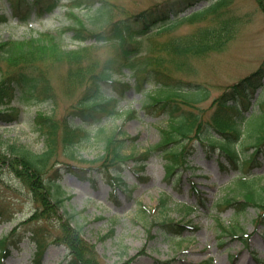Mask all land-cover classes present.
Instances as JSON below:
<instances>
[{
	"label": "trees",
	"instance_id": "trees-1",
	"mask_svg": "<svg viewBox=\"0 0 264 264\" xmlns=\"http://www.w3.org/2000/svg\"><path fill=\"white\" fill-rule=\"evenodd\" d=\"M60 1L10 0L12 16L25 24L35 14L44 17L53 13ZM203 1L207 2L205 6L188 12ZM234 2L177 0L162 8L143 11L137 9L135 0H71L65 5L72 19L71 27L25 41L0 42V72H5V66L9 71L0 83V105L14 101L19 106L50 101L54 104L52 114L39 113L34 120L47 151L41 156L26 153L7 157L0 153V166L8 165L33 191L34 201L39 206L34 218L58 215L57 210L64 203L60 186L48 183L42 176L52 156L62 153L69 161L75 160L81 166L100 164L106 167L135 159L134 155L123 153L128 142L122 128H118L114 136L106 135L102 140L104 153L96 160L79 159L75 148L92 145L96 132L105 133L103 126L109 120L124 116L126 120L134 118L135 111L123 110L122 103L131 90L136 93L148 91L147 84L151 87L150 103L144 109L159 112V115L167 113L170 120L167 129H162L161 144L152 147L141 158H147L152 152L162 153L169 176L174 175L180 158L182 162L187 160L188 145L196 138L208 149H220L234 171L241 170L249 176L252 167L262 165L264 68L229 87L208 106L204 104L211 98L210 91L197 80V68L203 60L212 54L229 51L240 26L247 22L239 16V9L233 10ZM257 2L264 10V0ZM133 5L135 7L129 11ZM83 9L95 10L92 14L97 23L95 29L89 27L80 13ZM8 20V16H0V24ZM185 27H190L189 31H185ZM69 31L73 32L74 40L82 44L78 49L68 51L62 46L64 35ZM89 41H92L91 45H86ZM175 74H181V78ZM127 76L135 79V85L126 80ZM191 77L194 82L185 81ZM260 87L262 91L257 96L256 90ZM19 106L14 115L21 112ZM61 108L65 112L62 117L59 116ZM169 146L172 149L168 150ZM250 149L254 150L253 155L249 161L241 163L239 153L245 155ZM81 171L78 175L86 178L83 174L87 169ZM254 182L239 180L245 190L244 200L225 198L218 202L219 212L232 208L240 213L251 206L264 210V191L258 195L252 188ZM205 201L201 198L200 204ZM168 204L169 198L164 196L160 206L168 208ZM12 219L14 216L0 204V220ZM70 220H59L61 235L56 239L73 257L69 264H99L94 258V246L85 242L81 227L73 226ZM161 228L168 236L176 237L194 227L171 222L164 223ZM17 231L15 228L14 233ZM222 231L238 237L234 229L222 226ZM12 237L0 242L4 257L17 247ZM36 242L39 252L35 264H42L48 242L42 239Z\"/></svg>",
	"mask_w": 264,
	"mask_h": 264
},
{
	"label": "rangeland",
	"instance_id": "rangeland-1",
	"mask_svg": "<svg viewBox=\"0 0 264 264\" xmlns=\"http://www.w3.org/2000/svg\"><path fill=\"white\" fill-rule=\"evenodd\" d=\"M69 1L61 0V5L54 13L46 14L43 18L35 15L22 24L11 16L10 2L0 0V15L10 17L8 22L0 24V42L25 41L47 31L56 33L67 28L72 24L65 8ZM135 1L137 9L141 10L174 0ZM232 6L233 10L239 9V16L246 18L247 22L240 26L228 52L223 55L212 54L197 68V80L204 82L211 91V99L207 105L236 82L264 66V10L257 0H235ZM133 7L135 5L129 7V11ZM94 11H81L91 28H96L97 25L92 16ZM189 28L185 27L184 30L189 31ZM63 47L67 50L79 47L73 41L71 32L66 33L63 38ZM2 79L3 73L0 72V83ZM260 91L261 88H258L256 93ZM126 99L123 110L137 111V117L126 123L124 118L109 120L104 127L106 134L96 136L93 146L75 148V155L79 159L96 160L103 155L102 138L114 134L119 126L130 137L139 136L134 144L129 142L124 149L128 156L132 153L140 156L161 142V131L158 128H166L167 123L143 109L150 101L147 93L130 92ZM15 109V103L0 105V113L10 115H0V153L7 157L26 153L41 156L47 148L33 122L39 113L52 114L54 104L43 102L28 105L22 107V112L17 113L18 115H14ZM60 112L59 116H64L63 108ZM189 147L193 151L189 159L191 168L184 167L178 171L182 181L181 189L178 188L177 177L171 182L166 179L164 163L156 156L147 161L144 169L136 168L133 161L127 163L121 171V179L130 187L124 184L120 187L114 185L113 180L117 179L115 175L120 171L119 164L107 171L97 170L99 165L89 166L94 168L86 173L88 178L84 180L77 176L76 171L68 169V165L74 167L77 163L70 162L62 153L50 158L42 176L48 183L60 184L64 194L62 198L65 200L59 210L60 216L63 220L71 219L74 225H79L84 239L96 245L94 258L99 264H158V261H171L172 264H264V225L258 224L260 220H264V210L251 206L245 212L237 213L230 208L219 213L216 207L218 202L229 197L243 201L245 190L235 179L242 174L224 170L220 161L225 160L220 157L218 150H207L195 139ZM251 170L246 179L255 180L252 188L258 195H262L264 159L262 165ZM195 184L207 199L205 206L199 203L200 197L194 193ZM115 193H118V197H115ZM163 196L170 197L167 211L159 207ZM0 200L7 205L11 204L10 213L18 214L14 223L0 225L1 241L11 234L15 226L25 221L23 219H31L36 207L33 193L6 164L0 166ZM188 207L194 208V211ZM164 220H191L192 225L198 229L193 233L187 231L180 238H169L164 236V231L159 226ZM222 226L235 227L239 238L224 234ZM33 232L38 234L33 237ZM60 234L58 216L21 224V246L13 251L9 259L1 262L0 257V264H34L38 250L35 238L38 237L50 244L42 264H68L73 258L67 254V248L62 244H54ZM151 235L153 238H150ZM246 235L245 239H240Z\"/></svg>",
	"mask_w": 264,
	"mask_h": 264
}]
</instances>
